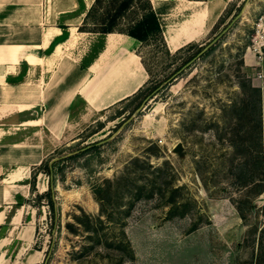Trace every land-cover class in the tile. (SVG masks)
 <instances>
[{
	"label": "rangeland",
	"instance_id": "1",
	"mask_svg": "<svg viewBox=\"0 0 264 264\" xmlns=\"http://www.w3.org/2000/svg\"><path fill=\"white\" fill-rule=\"evenodd\" d=\"M241 11L221 38L193 59ZM110 38L112 48L119 38ZM102 43V35H82L68 55L78 61L84 50L80 64L85 65ZM192 44L170 52L153 37L141 43L137 53L148 74L142 93L87 114L77 99L70 140L50 137L39 126L33 141L49 140L54 150L32 170L30 191L16 204H31L35 229L11 231L10 241L0 240V264H43L46 251L47 264H255L260 243L264 247V188L258 194L236 183L230 170L238 157L228 139L236 119L232 107L244 83L262 89L264 116V0H233L208 34ZM41 113L36 107L32 116ZM177 142L183 144L182 157L173 152ZM54 158L53 213L46 171ZM128 169L148 191L141 197L125 191L109 209L113 219L101 215L95 231L86 229L82 213H99L94 187ZM158 175V183L168 180L180 188L186 213L169 216L170 206L150 185Z\"/></svg>",
	"mask_w": 264,
	"mask_h": 264
},
{
	"label": "crops",
	"instance_id": "2",
	"mask_svg": "<svg viewBox=\"0 0 264 264\" xmlns=\"http://www.w3.org/2000/svg\"><path fill=\"white\" fill-rule=\"evenodd\" d=\"M93 1L0 0L1 241H10L11 231L35 229L31 204H16L30 191L32 170L54 150L49 140L33 141L40 128L50 137L70 140L77 99L86 114L102 110L134 94L148 79L137 53L141 42L123 33L103 34L101 48L85 65L80 64L84 50L78 61L68 55L80 36L98 34L78 30ZM232 1L150 0L170 52L203 39ZM111 36L119 40L109 48ZM36 107L42 113L32 116Z\"/></svg>",
	"mask_w": 264,
	"mask_h": 264
},
{
	"label": "trees",
	"instance_id": "3",
	"mask_svg": "<svg viewBox=\"0 0 264 264\" xmlns=\"http://www.w3.org/2000/svg\"><path fill=\"white\" fill-rule=\"evenodd\" d=\"M78 30L98 33L100 35L114 32L123 33L137 39L141 43L145 42L149 37H153L155 41L169 51L164 41L158 17L150 0H94L86 11ZM64 37H66L65 31H63L62 35V38ZM188 45L192 46L194 44L189 43L186 46ZM52 46L53 44L50 46L49 51ZM142 87L131 96L117 103L137 98L143 91ZM262 95V89L260 87L250 83L243 84L242 96L239 102L232 107V110L236 113V119L234 130L228 139L232 151L238 157L237 161L231 165V175L235 178L236 183H239V186L252 187L258 194L264 188V116L262 110ZM73 156L75 154H71L67 158ZM135 162H139V160L136 159ZM54 164L52 163L51 169H47L46 171L51 177L50 187L46 195L48 197V205L53 213L55 212V206L54 199L51 195V187ZM154 169L158 174L162 172L161 168ZM158 177L159 175L150 180V185L152 189H158V192H160L161 197L164 199V203L170 206L169 216L183 215L186 213L188 210V201L181 200L178 197L180 188H172L168 180L158 183L156 181ZM125 191L134 197H141L148 190H146L144 184H139L134 177H131V171L129 169L125 174L117 176L112 180L106 179L102 184L94 187L93 193L96 201L99 203V213L95 217H91L84 212L82 213V216L86 219V222L84 221L86 229L95 231L94 226L103 223L100 217L101 215H105L109 220L113 219L109 209L111 205H114L113 200L118 202L123 198ZM147 195L150 196V194ZM117 204H120V202ZM237 209L240 215L243 216L241 208L238 207ZM74 218L76 222L83 223L79 219V216L76 215ZM49 254L50 252H45L43 264L48 263ZM255 264H264V247L261 246V243Z\"/></svg>",
	"mask_w": 264,
	"mask_h": 264
},
{
	"label": "water",
	"instance_id": "4",
	"mask_svg": "<svg viewBox=\"0 0 264 264\" xmlns=\"http://www.w3.org/2000/svg\"><path fill=\"white\" fill-rule=\"evenodd\" d=\"M242 14V11L241 12H239L237 15H235L233 18H232V20L223 28V30L219 33V34H217L214 38H212L207 44H205L202 48H201V50L196 54V56L193 58V59H195V58H198L199 56H201L204 52H206L212 45H214L220 38H221V36L230 28V26L234 23V21L240 16ZM192 59V60H193ZM192 60H190L186 65H188ZM150 99V97L149 98H147L146 99V101L147 100H149ZM146 101H143L142 102V104L137 108V111H140L143 107H144V105H145V102ZM88 146H86V147H84V148H82L81 150H83V149H85V148H87ZM184 147H183V144L181 143V142H177L175 145H174V147H173V152L174 153H177V155L178 156H180V157H182L183 155H184ZM76 152H78V151H75V152H72V153H68L66 156H69V155H71V154H73V153H76ZM62 157H65V156H62ZM56 159H58V158H54V159H52L51 160V162H50V169H51V165H52V163L56 160Z\"/></svg>",
	"mask_w": 264,
	"mask_h": 264
},
{
	"label": "bare ground",
	"instance_id": "5",
	"mask_svg": "<svg viewBox=\"0 0 264 264\" xmlns=\"http://www.w3.org/2000/svg\"><path fill=\"white\" fill-rule=\"evenodd\" d=\"M119 68L123 71L124 70V65L123 64H120L119 65Z\"/></svg>",
	"mask_w": 264,
	"mask_h": 264
}]
</instances>
